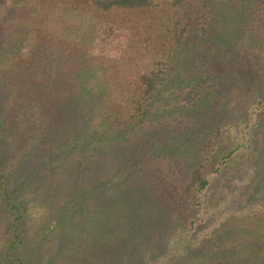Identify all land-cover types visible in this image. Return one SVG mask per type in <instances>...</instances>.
I'll list each match as a JSON object with an SVG mask.
<instances>
[{"label": "trees", "instance_id": "16d2710c", "mask_svg": "<svg viewBox=\"0 0 264 264\" xmlns=\"http://www.w3.org/2000/svg\"><path fill=\"white\" fill-rule=\"evenodd\" d=\"M217 13L238 36L262 34L264 57V0H0V212L11 217L0 263H37L26 250L30 190L121 147L139 156L129 170L70 192L59 211L64 224L83 197L108 192L90 264H264V135L248 171L234 168L244 142L214 125L182 129L242 98L218 70L230 46ZM255 90L240 116L246 142L264 116V79ZM170 223L174 246L141 252ZM64 245L61 264L88 260L80 243Z\"/></svg>", "mask_w": 264, "mask_h": 264}, {"label": "rangeland", "instance_id": "374dc122", "mask_svg": "<svg viewBox=\"0 0 264 264\" xmlns=\"http://www.w3.org/2000/svg\"><path fill=\"white\" fill-rule=\"evenodd\" d=\"M233 1L237 3L240 0ZM47 8L49 13L56 14L60 12L58 6L54 4H49ZM217 15L218 17L216 20L219 22L217 31L222 33L223 28L226 29L229 34V38H227L226 42L228 43L227 45L230 46L228 49L221 48L222 52L225 51L224 64L226 66H222L218 70L227 72L229 76L233 75L237 78V87L234 86L233 92L237 94L234 95L235 97L242 95V98L239 97V101L229 100L227 113L224 115H220L219 117H214L212 114L207 117L199 115L198 120L193 119L198 122L193 121L194 124L185 122L182 125V129H185L187 126H192L194 128L193 130L201 132L203 127H209V125L220 127L224 136H232L236 144H242L244 142L248 147L247 149H244V147L240 148L236 158V162L239 164L234 167L235 170L245 169L253 171L254 160L260 150H262L264 116L258 120V127L252 129L250 142H246L247 138L245 136L246 133L250 132V130L246 128L248 123L247 125L241 123L240 116L247 111L246 105L249 103L250 94L256 91V86L264 79L262 34L261 36L257 35L255 40L248 38L247 35L240 34L238 36L236 32L233 33L234 28L232 25H229L228 19L231 18L230 14L217 13ZM34 17L38 18V14H34ZM235 28H237V26ZM247 28L249 30L251 25H248ZM240 100L242 101L240 102ZM249 108L248 106V109ZM215 109L216 111L220 110L218 104L215 105ZM86 114H88V112ZM90 116H88V118H90ZM92 119L89 122H92ZM119 149V152L110 153L108 158H106V155L100 153L96 156L94 163H88L75 172L66 173L65 175H54L47 183L39 184L37 189L28 192L30 206L27 216L28 219L24 223V228L27 235L26 238L30 241V244L27 246L26 250L30 249V251H32V257L37 260L36 264H61L64 254L66 253L63 251L61 252L62 254H57L61 243H65L64 247L67 245L66 249L75 252L78 251V245L80 243L81 249L86 252L85 260L88 259L84 261V264L85 262H87V264L92 262L90 258V249L94 243L91 241L89 244L87 241L97 233L95 227L104 221V214L101 213V209L103 208L104 210L106 208L109 197L108 192L105 191L99 194L98 191H96V198L94 199L83 197L79 202L81 207L77 209L78 211L72 212L70 209L66 210L69 215L64 224L59 221V217L61 216L59 211L69 202L70 192L76 190L85 192V189H88L91 184L95 185L96 183L104 181L106 177L112 176L113 178L115 174H118L120 179L122 175L127 172V169L129 170L128 167L139 159V156L136 157V155L129 158L124 148L120 147ZM248 167H250V169H248ZM108 191L112 192L113 190ZM82 206L84 207L82 208ZM10 223L11 217L0 212V255L3 251L4 243L10 240L7 231ZM53 225L54 228L50 229ZM159 231H164L166 234L161 244H158L159 240L156 239V235L160 233ZM179 233L180 230L174 223H170L167 226L165 225L164 228L159 227L157 230L155 229L151 232L148 242L145 241L142 243L143 251L141 252L151 251V254H155L158 253L157 251L160 246H166V251L168 252L171 245L174 246L172 242L174 240L173 238L178 237ZM81 235L85 236L82 241L79 240ZM97 235L101 238L100 234L97 233ZM37 241L40 242V245L35 249L31 244ZM184 241L186 242L187 239H184ZM187 247L188 245L182 246V248ZM53 259H55L54 263L52 262ZM30 264L35 263L31 262Z\"/></svg>", "mask_w": 264, "mask_h": 264}]
</instances>
